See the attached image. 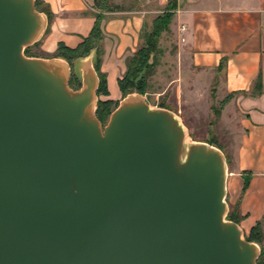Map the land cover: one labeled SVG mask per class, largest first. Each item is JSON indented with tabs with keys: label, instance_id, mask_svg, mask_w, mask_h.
Wrapping results in <instances>:
<instances>
[{
	"label": "water",
	"instance_id": "1",
	"mask_svg": "<svg viewBox=\"0 0 264 264\" xmlns=\"http://www.w3.org/2000/svg\"><path fill=\"white\" fill-rule=\"evenodd\" d=\"M45 29L36 0H0V264H257L223 153L142 95L103 127L91 57L75 91L25 55Z\"/></svg>",
	"mask_w": 264,
	"mask_h": 264
},
{
	"label": "crops",
	"instance_id": "2",
	"mask_svg": "<svg viewBox=\"0 0 264 264\" xmlns=\"http://www.w3.org/2000/svg\"><path fill=\"white\" fill-rule=\"evenodd\" d=\"M43 3L49 12L39 11L46 18L41 38L44 59H59L69 64L53 57L58 46L77 49L82 45L99 11L94 8V0H43ZM153 13L138 10L103 13L100 72L106 77L108 95L98 96V101L118 104L124 99L119 81L128 70L127 55L142 45V32ZM170 28L178 46L181 71L187 73L186 76L181 73L182 91L194 85L199 93L207 95L213 89L221 102L228 95H234L223 107L221 116L232 130L226 200L229 210L239 218L238 225L246 239L259 228L257 237L261 242L252 243L262 251L264 0H177ZM89 57L95 68L97 51ZM89 57L76 61L80 77ZM246 180L248 185L244 190Z\"/></svg>",
	"mask_w": 264,
	"mask_h": 264
},
{
	"label": "rangeland",
	"instance_id": "3",
	"mask_svg": "<svg viewBox=\"0 0 264 264\" xmlns=\"http://www.w3.org/2000/svg\"><path fill=\"white\" fill-rule=\"evenodd\" d=\"M172 0H105V6L112 5L122 10H138L154 12L151 18L148 16L145 31L148 35H152L154 27L152 25L153 16L164 15L167 10V4ZM164 2V3H163ZM39 11V10H38ZM162 12V13H161ZM156 17V18H157ZM154 19V18H153ZM141 47V46H140ZM139 47V48H140ZM138 48V49H139ZM98 47H94L89 55L97 51ZM137 49V51H138ZM136 51V52H137ZM135 52V53H136ZM135 53L127 55V61L135 56ZM25 55L30 58H46V54L41 49V40L25 50ZM75 59L72 63L67 64L70 69V87L77 91L82 87V78L80 77ZM179 50L176 44L175 36L170 25L164 28L158 36H154L148 56L149 75L146 78L145 94L133 92L127 95H142L148 105L152 109H165L175 113L186 128L188 137L194 142L209 143L219 149L228 164L230 163V152L228 147L232 144V130L227 120L222 118L223 108L221 101L214 95L213 89L207 95L199 93L198 89L192 85L188 91H182L180 82L181 63ZM147 68L137 77L136 83L141 77H144ZM124 97V98H126ZM119 106V103L117 107ZM113 108L109 115L99 110V101L97 103L96 115L103 127H106L111 114L117 108ZM237 124V122H236ZM236 127V125H234ZM229 168V167H228ZM227 202V200H226ZM232 212L229 210L226 219L232 221L230 216ZM257 264H264V254L260 249V257Z\"/></svg>",
	"mask_w": 264,
	"mask_h": 264
},
{
	"label": "trees",
	"instance_id": "4",
	"mask_svg": "<svg viewBox=\"0 0 264 264\" xmlns=\"http://www.w3.org/2000/svg\"><path fill=\"white\" fill-rule=\"evenodd\" d=\"M105 0H94V8L99 11V14L96 16V23L90 33V35L84 40L82 45H80L77 49H70L65 47L64 45L60 44L56 53L54 54V58H61L67 61L68 63H72L77 58L86 57L89 55V52L94 48L98 47L97 49V59L95 69L98 73L100 79V86L98 89V96L101 95H108L107 90V81L105 75L100 72V65L102 62V55H103V47L102 41L104 39V35L101 29V22L103 19V13H110L121 11L119 7H114L112 5L105 6ZM177 7V0H172L167 4L166 10L167 12L164 15H160L155 18L152 22L154 27V31L152 35H148L145 31L146 26L144 27V31L142 32V40L143 43L138 51L135 53L133 59L128 61V70L123 79L119 81L121 92L123 96L126 97L130 93L138 92L140 94H145V87H146V78L150 74L149 71L152 67H149L148 64V56L152 44V39L155 36H158L164 28L171 25L172 19L174 17V11ZM36 8L39 11L46 12L49 14L47 8L44 6L43 0H36ZM49 33V29L47 30L46 34ZM148 69L146 75L141 77L139 82L136 83L137 77L143 71V69ZM234 95H228L222 102V108L233 98ZM118 104L113 103L111 101H99V110L104 112V114L109 115L113 108L117 107ZM248 185V180H246L245 188ZM230 219L236 223H239V218L232 212ZM259 233V228L254 229L251 236L247 238L249 242H253L257 240L261 242V239L257 237ZM262 254H264V248H262Z\"/></svg>",
	"mask_w": 264,
	"mask_h": 264
}]
</instances>
